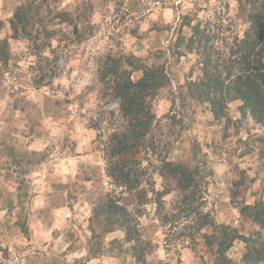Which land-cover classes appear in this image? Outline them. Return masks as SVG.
Listing matches in <instances>:
<instances>
[{"label":"rangeland","instance_id":"rangeland-1","mask_svg":"<svg viewBox=\"0 0 264 264\" xmlns=\"http://www.w3.org/2000/svg\"><path fill=\"white\" fill-rule=\"evenodd\" d=\"M23 1L0 0V39L11 36L8 21ZM42 1L46 21L50 10H65L73 24L47 21V28L57 29L63 37L52 40L42 55L33 40L10 37L9 62L4 67L0 61V264H130L133 258L119 256L111 243L124 237L121 229L94 241L90 230L96 199L121 191L107 175L104 149L106 136L125 124L121 113H111L102 98L100 61L108 52H122L143 57L147 64L165 62L175 88L197 62L194 53L179 56L168 51L179 33L190 34L189 26H181V17L220 15L225 22L236 20L242 29L239 2ZM74 23L81 40L73 32ZM160 51L166 53L158 60ZM44 57L55 63L48 67ZM141 75L135 71L133 78ZM171 99L169 88L155 99L157 118L149 138L154 147L135 155L142 164L141 188L147 196L141 203L125 195L124 202L137 213L138 207L142 210L140 232L152 243L146 264H218L216 245L210 247L204 237L214 228L207 226L191 237L194 219L180 211L182 193L158 167L166 158L198 169L203 210L216 223L251 235L254 224L241 207L264 199V125L243 117L240 101L230 104L232 122L227 125L205 106L182 110ZM235 181L241 184L239 195L233 197ZM167 186L171 191L162 197L160 214L156 192ZM162 214L168 215L164 222ZM95 226L97 232L103 231L102 224ZM92 243L93 249L100 248L96 257H91ZM245 250V243L236 240L227 254L244 264Z\"/></svg>","mask_w":264,"mask_h":264},{"label":"trees","instance_id":"trees-1","mask_svg":"<svg viewBox=\"0 0 264 264\" xmlns=\"http://www.w3.org/2000/svg\"><path fill=\"white\" fill-rule=\"evenodd\" d=\"M43 2L25 0L15 7L8 21L11 36L0 39L2 66H7L9 62L10 37L33 40L39 46V55H42L41 50L43 53L44 49L50 48L52 40L63 37L57 29L47 28L46 22L60 19L73 24L70 13L65 10H50V19L46 21L41 16ZM238 2L240 17L243 19L242 29H239L235 19L233 22H225L220 15L208 19L193 18L188 14L181 17V26H189L190 34L179 33L168 51L179 56L186 52L194 53L197 62L192 64L185 81L175 88L165 62L147 64L143 57L122 52H108L100 61L98 81L102 98L111 113L114 114L115 110L121 113L125 124L123 128L113 130L106 136L104 149L107 175L121 191L120 194L105 193L96 199L90 218V230L94 241L101 240L106 233L121 229L124 237L113 239L111 243L116 244L119 256L133 258L130 264H146V256L152 248L151 241H147L140 232L138 217L142 213L141 208H137L139 213L133 211L124 202V197L134 196L143 203L147 196V191L141 188L144 176L142 164L135 155L142 148L154 147L149 138L157 118L155 99L162 90L170 89L173 106L182 110L205 106L215 119L225 120L227 125L232 122L228 113L230 104L240 101L238 109L241 115L250 116L258 124L264 125V0ZM73 32L80 35L75 23ZM39 40L43 43L39 44ZM165 53L157 52L155 58L159 60ZM43 60L47 61L48 67L55 63L54 58L44 57ZM135 71L142 72L136 80L133 78ZM176 118L177 114H174L173 119ZM8 148L13 151L10 145ZM158 171L164 179L174 180L175 189L182 193L180 211L194 219V234L191 237L196 238L194 235L207 226L214 228L211 234H205L204 237L210 247L216 245V263L240 264L227 254L236 240L245 243L246 250L242 257L244 264L264 263V199L241 207L242 214L255 227L253 233L246 236L229 224L216 223L210 213L203 210V183L197 178L198 169L165 158L161 160ZM240 184V181L234 182L233 197L239 195ZM170 191V186H167L165 190L156 192L160 214L164 209L162 197ZM160 216L163 222L167 220V214ZM95 224H102L103 231L97 232ZM93 246L92 243L91 257H96L97 249L100 248L96 245L97 248L93 249Z\"/></svg>","mask_w":264,"mask_h":264},{"label":"crops","instance_id":"crops-1","mask_svg":"<svg viewBox=\"0 0 264 264\" xmlns=\"http://www.w3.org/2000/svg\"><path fill=\"white\" fill-rule=\"evenodd\" d=\"M68 208V207H67Z\"/></svg>","mask_w":264,"mask_h":264}]
</instances>
